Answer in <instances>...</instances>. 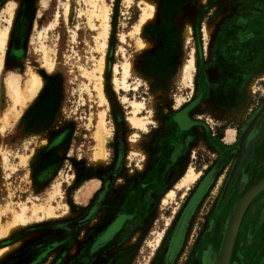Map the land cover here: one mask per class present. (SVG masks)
Here are the masks:
<instances>
[{
	"label": "rangeland",
	"instance_id": "1",
	"mask_svg": "<svg viewBox=\"0 0 264 264\" xmlns=\"http://www.w3.org/2000/svg\"><path fill=\"white\" fill-rule=\"evenodd\" d=\"M107 1L112 6L103 71L107 100L92 82L89 89L85 86L89 82L77 65L90 66L86 53L100 55L93 47L95 29L86 22L87 16L83 20H77L76 13L67 20L63 16L48 31L45 43L57 53L55 70L49 72L41 65L37 33L57 10L58 0L0 3V27H9L0 118L12 111L5 91L10 72L21 74L25 83L31 67L43 79L19 118L0 130V221L12 220L13 211L24 203H46L57 184L62 195L55 194L51 202H63L55 215L33 218L0 235V247L19 245L2 256L0 264H187L190 253L202 245L203 229L214 223L218 202L229 195L238 197L245 183L264 170L263 152L233 179L237 156L230 149L264 104V0H155L159 17L135 34L143 3ZM9 2L16 4L11 18L5 11ZM75 5L72 0L71 7ZM189 10L194 14L186 42L180 18ZM178 11L173 19L181 44L166 47L161 33L168 39L175 31L159 26L164 15L169 21ZM138 38L152 45L139 51ZM72 46L80 53L78 58ZM158 50L150 63L146 57ZM193 52L196 65L187 78L183 65ZM131 57L137 66L128 76L131 86L126 90L113 82L114 64ZM50 76H56L60 85V106L53 122L29 131L26 119L39 123L40 94ZM128 99L145 103L139 115L148 120L146 129L129 125ZM100 113L107 127L104 152L97 150L95 133ZM180 114L184 126L177 120ZM190 167L197 179L178 188ZM171 189L174 194L169 196ZM181 224L182 239L167 262Z\"/></svg>",
	"mask_w": 264,
	"mask_h": 264
},
{
	"label": "bare ground",
	"instance_id": "2",
	"mask_svg": "<svg viewBox=\"0 0 264 264\" xmlns=\"http://www.w3.org/2000/svg\"><path fill=\"white\" fill-rule=\"evenodd\" d=\"M72 0H58V8L54 12L53 16H51L49 22L42 28L38 36V45L37 50L41 53L42 63L41 65L47 69L49 72H53L57 65V53L53 49H51L46 43L45 38L47 37V33L50 29H53L57 26L61 19L64 16V19L67 20L71 14L76 13L77 20H83L84 16H87L86 22H91L90 26L95 29V33L93 35V47L96 51H99V57H95L94 54L88 55L85 54V59H90V66L85 67L82 64H77L78 69L82 74L84 80L86 79L89 83H84L85 86L89 89V84L92 82L94 87L97 89L99 96L102 100H107L104 92H103V71H104V60H105V52L108 45V38L111 31V15H112V6L107 0H74L76 5L75 7H71ZM128 5L132 2V0H125ZM142 5V11L139 16L138 22L133 27V34L140 32L145 23L150 20L157 19L159 17L158 12V2L155 0H140ZM15 3L9 2L8 5L5 6V11L10 13V18L13 15ZM47 5V4H46ZM77 6V7H76ZM197 6V5H196ZM74 9V10H73ZM193 11H188V13L180 18V24L183 29L185 41L189 42L191 37V28L190 21L193 17ZM13 17V16H12ZM8 18V22H11V19ZM97 22V23H94ZM9 35V27L5 26L4 28L0 27V81H1V72H2V61H3V53L5 50V45L7 42V38ZM123 38L124 36L121 35ZM50 40V39H49ZM73 42H75V35H73ZM53 45V44H52ZM152 43L148 40L138 38V50L142 51L148 47H150ZM73 53L78 58L80 53L76 51L75 47L72 46ZM194 51V50H193ZM124 53V52H123ZM125 55V53H124ZM191 58H188L187 61L183 65L184 76L187 78H191V70L196 65L195 54H191ZM40 58V59H41ZM127 59V58H126ZM136 59V58H135ZM134 58H130L128 60L122 61L121 63L117 62L114 64V76L113 82L117 87L121 86L124 89L128 90L130 83L128 81V76L131 72L134 71V67H136V60ZM136 71V70H135ZM121 76H118V74ZM27 80L23 83V76L14 72H10L5 78V91L8 97L12 101V111L5 113L0 119L2 120V125L0 130H3L4 127L10 123L15 122L19 116L21 115L22 108L37 95L40 90L43 79L40 74L36 72L34 69L29 67L26 71ZM1 85V84H0ZM137 86V85H136ZM1 92V88H0ZM1 96V94H0ZM127 99V98H125ZM132 109L130 111L131 115L128 116V123L131 126L142 127L146 129V121L145 117H141L139 113L144 106V102L137 99H128ZM1 110V108H0ZM96 138L98 140V151L104 152L102 149V145H104L103 137L104 134H107V127L105 124V118L102 113L99 114V119L96 127ZM97 154V153H96ZM100 154V153H99ZM102 154V153H101ZM3 160L7 164V154H3ZM21 162H24V157L21 156ZM24 164V163H23ZM14 167V166H13ZM198 177V173L190 167V169L179 179L177 183L179 187H187L190 183L194 182ZM55 194H61L62 192L59 189V184H57L52 193L49 195L46 203H34L31 206L27 203L20 205V209L18 211H13L12 220L7 222L6 224H2L0 221V235H6L9 233L11 228L17 227L21 228L26 222L34 219H43L46 216H50L54 214L55 211L62 205L61 202H58L57 205H54L51 202V199L54 198ZM174 194V190H170L169 196ZM167 199V197H166ZM165 200V198H164ZM30 209V214H28V210ZM55 215V214H54ZM10 234V233H9ZM8 235V234H7ZM162 233H159V237L157 243L161 239ZM18 244H11L0 247V258L7 253L16 249ZM221 251V250H220ZM221 254V253H220Z\"/></svg>",
	"mask_w": 264,
	"mask_h": 264
},
{
	"label": "flooded vegetation",
	"instance_id": "3",
	"mask_svg": "<svg viewBox=\"0 0 264 264\" xmlns=\"http://www.w3.org/2000/svg\"><path fill=\"white\" fill-rule=\"evenodd\" d=\"M3 1L0 0V3ZM177 120L181 126H184L185 119H183L181 114L177 116ZM247 123L241 129V132L236 135V144L230 148L233 149L232 152L237 156L234 164L235 168H233L234 171L232 172L233 179L239 171L244 170V166L248 161L256 156H261L264 152V104ZM260 171L257 179L250 183H245L238 197L232 198L229 195L223 203H221V200L218 202L216 211L213 213L214 223L203 229L201 235L205 236L204 240L200 236L202 245L198 244L190 253L192 257L187 264H219L224 241L238 203L251 188L264 178V170ZM100 198L91 206L87 216L95 211L101 201ZM114 221L113 223H116V220ZM182 232L183 224H181L176 235L171 240L167 262L180 244ZM228 264H264V187L255 192L245 205L232 243Z\"/></svg>",
	"mask_w": 264,
	"mask_h": 264
},
{
	"label": "trees",
	"instance_id": "4",
	"mask_svg": "<svg viewBox=\"0 0 264 264\" xmlns=\"http://www.w3.org/2000/svg\"><path fill=\"white\" fill-rule=\"evenodd\" d=\"M179 13L180 11L176 12L171 18L172 20L168 18L169 21L166 20L167 18L164 15V19L159 26L160 29L166 26V27H169L171 30L175 31V35L172 38H170L171 36H169L168 39L165 37V34L163 32L161 33L163 42L166 45V47H168L169 45H173V44H175L176 46H179L181 44L180 35L178 34V28L173 19ZM147 28L148 27H146V29ZM166 47L164 49H166ZM158 53H159V50L154 52L153 54L148 55L146 59H149L150 63H153L155 61L154 58ZM45 90H47L48 92L47 94L43 96ZM60 90L61 88L58 83L57 77L56 76L47 77V83L45 84L44 89L42 90L40 94L41 101H40V104L38 105V108H40V115H41L40 121L38 124H34V123L32 124V122H34L35 120L27 118L26 120L29 121L27 122L29 131H31L34 128L47 126L50 124V122H53L56 112L60 106V97H59ZM35 113H36L35 111H32V114H35Z\"/></svg>",
	"mask_w": 264,
	"mask_h": 264
},
{
	"label": "water",
	"instance_id": "5",
	"mask_svg": "<svg viewBox=\"0 0 264 264\" xmlns=\"http://www.w3.org/2000/svg\"><path fill=\"white\" fill-rule=\"evenodd\" d=\"M264 187V178L256 184L253 188H251L240 200L237 206V210L232 218L231 225L229 227V230L227 232L225 241H224V246L220 258L219 264H228L229 263V258H230V253L232 249V243L236 234V230L238 228V225L240 223L245 205L247 204L248 200L252 197V195L257 192L259 189Z\"/></svg>",
	"mask_w": 264,
	"mask_h": 264
}]
</instances>
